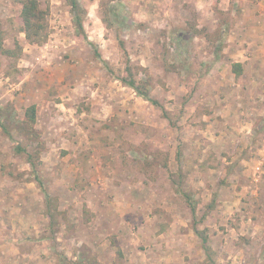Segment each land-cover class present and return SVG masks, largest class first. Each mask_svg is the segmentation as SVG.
I'll return each instance as SVG.
<instances>
[{"label":"rangeland","instance_id":"rangeland-1","mask_svg":"<svg viewBox=\"0 0 264 264\" xmlns=\"http://www.w3.org/2000/svg\"><path fill=\"white\" fill-rule=\"evenodd\" d=\"M23 1L0 0V264H264V117L243 121L232 64L214 69L240 10L80 0L98 56L67 0H40L49 36L28 40ZM18 146L40 149L36 171Z\"/></svg>","mask_w":264,"mask_h":264},{"label":"crops","instance_id":"crops-1","mask_svg":"<svg viewBox=\"0 0 264 264\" xmlns=\"http://www.w3.org/2000/svg\"><path fill=\"white\" fill-rule=\"evenodd\" d=\"M192 1L199 6L198 13L203 18L213 17L214 2L221 9L227 10L232 7V14L236 12V8L240 10V16L234 27L235 32L232 33L224 51L226 54L224 57H219L220 64L214 69L220 75L223 72V61H229L230 64L235 61L241 63L243 70L238 79L236 73L231 71V67L227 70L229 89L237 99L240 113L244 110L251 112L247 119L242 116L240 118L243 121L253 122L252 114L260 113L264 117V0ZM237 1L238 5H236ZM170 2L175 1L170 0ZM4 261L5 264L10 263L9 259Z\"/></svg>","mask_w":264,"mask_h":264},{"label":"trees","instance_id":"trees-1","mask_svg":"<svg viewBox=\"0 0 264 264\" xmlns=\"http://www.w3.org/2000/svg\"><path fill=\"white\" fill-rule=\"evenodd\" d=\"M67 1L70 6V12H71L72 19H73V25H74L77 35L82 36L84 39L89 41V43L93 47H95L96 54L100 56L96 48V45L92 41L89 40V37L86 32V28H85V19L87 16L86 8L83 6L80 0H67ZM22 4H23L22 10H21V19L23 21L22 29L25 32L27 39L32 42H37V43H42L46 41L49 36L48 24H47L48 11L41 8L40 0H24ZM121 45L124 47L123 42L121 43ZM0 51L3 53H7V54H10L13 52L12 50L6 49L4 47L1 29H0ZM232 70L234 73H236V78L238 79L241 76V73L243 70L242 64L236 61L233 62ZM125 71H126V76L122 78L123 83L135 89V91L140 96H142L144 99L150 101L155 106L161 108L164 116L168 118L169 117L168 110L163 106V104L158 99L154 98L150 94V89L147 86L146 82L144 83V82H139L138 80H136V78L133 75V66L130 64H127ZM0 113H1L0 114V126L4 129L6 133H9V128L6 125L5 121L3 120V117H5V120L7 118L10 120L11 117H9L8 113L5 111L2 112L0 110ZM25 117L26 118H24L22 121V123H24V126H22L21 129L34 134L35 124L37 122V105L36 104H31L30 106L27 107L25 111ZM34 135L38 138L37 133ZM34 149L35 150L31 152L26 147L18 146V150L20 152L26 153L28 162L31 164L33 170L36 171L37 166L40 163V159H39L40 149H37V147H35ZM47 197L48 199H51L49 195ZM48 210H49L48 212L49 218H51V221H54L55 215L53 213L52 208L48 207ZM191 210L193 214L196 213V208L194 205H191ZM196 231L197 233H203V232H200V230L198 229H196ZM201 237L203 241V247L210 257L211 256V246L209 245V240L207 236L201 235ZM96 264H102V263L96 262Z\"/></svg>","mask_w":264,"mask_h":264},{"label":"built area","instance_id":"built-area-1","mask_svg":"<svg viewBox=\"0 0 264 264\" xmlns=\"http://www.w3.org/2000/svg\"><path fill=\"white\" fill-rule=\"evenodd\" d=\"M261 170V164L259 163L257 166H256V171H260Z\"/></svg>","mask_w":264,"mask_h":264}]
</instances>
